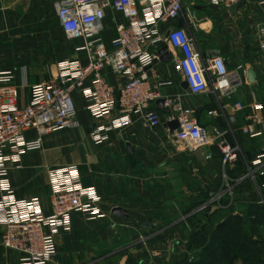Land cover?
<instances>
[{
  "label": "crops",
  "instance_id": "crops-1",
  "mask_svg": "<svg viewBox=\"0 0 264 264\" xmlns=\"http://www.w3.org/2000/svg\"><path fill=\"white\" fill-rule=\"evenodd\" d=\"M56 1L0 0V71H11L18 106L28 103L32 85L56 78L59 62H85L84 53L76 50L81 40L67 41L60 31ZM262 2L246 0L230 14L205 0L210 13H195L196 33L203 35L201 41L197 40L203 59L221 56L227 68L240 66L255 74L253 82L246 79L234 94L220 99L211 94L191 95L182 87L171 60L146 71L150 82L162 84V97H178L211 137L221 134L231 141L221 107L237 130L248 123L247 115L257 114L262 123L256 128L262 134L239 137L247 160L264 149V52L259 50L257 34L264 27ZM204 8L202 2L195 3V12ZM121 21L119 15L106 12V44L115 35V24ZM103 75L109 84L118 83L108 69L103 70ZM72 97L77 126L44 135L39 150L25 152L18 165L7 171L15 197L37 199L45 215L51 213L47 167L75 165L83 186L94 188L100 197L105 218L91 221L75 212L70 231L55 237L57 264H182L187 236L183 225L177 224L180 212L190 203L211 196L212 188L219 185L223 170L218 148L212 146L189 154L174 143L165 123L151 128L139 116L131 125L109 132L106 141L96 144L89 135L94 119L81 96L74 93ZM235 103L243 109H233ZM254 103L262 104V110L254 111ZM157 113L164 122L168 111L157 109ZM24 137L34 140L36 133L29 130ZM206 154L210 158L206 159ZM240 173L234 163L226 176L231 179L240 177ZM113 209L120 213H113ZM143 224L148 227L143 228ZM19 260V253L0 245V264H19Z\"/></svg>",
  "mask_w": 264,
  "mask_h": 264
},
{
  "label": "built area",
  "instance_id": "built-area-1",
  "mask_svg": "<svg viewBox=\"0 0 264 264\" xmlns=\"http://www.w3.org/2000/svg\"><path fill=\"white\" fill-rule=\"evenodd\" d=\"M241 1L246 0H206V4L228 10ZM183 4L184 0H58L54 9L60 31L67 41L81 40L76 50L84 53L85 62H59L56 78L32 85L24 106L16 104L11 71H0V245L19 253V264H57L54 239L70 231L73 213L79 212L91 221L105 218L100 197L94 188L83 186L75 165L45 169L51 187L48 215L37 199H17L7 180V171L18 165L22 154L41 148L44 135L77 126L74 93L81 96L94 119L89 135L96 144L106 141L109 132L131 125L139 116L151 128L176 121L178 128L171 132L174 143L189 154L216 146L223 183L195 212L234 208L235 188L244 181L249 182L258 204L264 208V149L247 160L238 143L241 135H261L262 130L256 126L262 119L257 114L247 115L248 123L237 130L221 107L232 143L221 134L211 137L192 110L185 108L178 97H162V84L152 83L147 77L145 69L157 59L154 46L159 44L171 53L176 74L191 95L211 94L220 99L234 94L247 79V71L240 66L227 68L221 56L203 59L195 37V5ZM107 11L122 18L115 24V35L109 44L103 40ZM171 22L177 24L170 25ZM257 34L259 50L264 52V27ZM105 69L118 79L115 86L106 81ZM158 99H163V108L168 111L164 122L155 106ZM262 108L260 103L253 104L254 111ZM233 109L240 111L243 106L235 103ZM29 130L35 131L34 140L25 139L24 133ZM238 156L245 173L229 179L225 168L233 165ZM139 240L144 238L140 236Z\"/></svg>",
  "mask_w": 264,
  "mask_h": 264
},
{
  "label": "rangeland",
  "instance_id": "rangeland-1",
  "mask_svg": "<svg viewBox=\"0 0 264 264\" xmlns=\"http://www.w3.org/2000/svg\"><path fill=\"white\" fill-rule=\"evenodd\" d=\"M202 2L205 6L203 10L196 11L198 15L210 13L205 0H184V6H189L190 2ZM206 16V15H205ZM195 37L198 41L203 38L202 33H196ZM222 174L219 173V185L212 188L215 192L221 183H223ZM236 205L229 210L218 211L211 216L195 212L196 209L203 203L197 200L190 203L180 212V220L177 224L183 225L186 232L185 250L183 251V262H193L199 259L200 256L206 255V247L213 245L212 238L219 231L220 226L224 223L225 228L232 232H239L241 236L245 235L249 240L254 242V247L257 249V254L252 260L246 259L249 264H264V210L260 207L257 197L248 181L242 182L235 188ZM206 200V197L201 201ZM198 213V214H197ZM252 245V244H251ZM250 245V246H251ZM224 254L214 261V264H222ZM182 255V254H181ZM243 259H236L235 264H242Z\"/></svg>",
  "mask_w": 264,
  "mask_h": 264
},
{
  "label": "trees",
  "instance_id": "trees-1",
  "mask_svg": "<svg viewBox=\"0 0 264 264\" xmlns=\"http://www.w3.org/2000/svg\"><path fill=\"white\" fill-rule=\"evenodd\" d=\"M230 142L232 143V140ZM238 143H239V138H238ZM235 163L241 170L240 174L243 175L245 173V169L241 157L238 156ZM225 174L228 175V167L225 168ZM237 178L238 177H231V179H237ZM208 197L209 196H207L206 199ZM203 201H199V203ZM223 203L226 204V201H223ZM260 207L264 210V208L261 205ZM218 211L220 210H215L212 212L210 210H207L202 212L201 214H206L207 216H211ZM211 243L213 245L206 247L205 256H200L199 259L196 261L184 262L183 264H214V261L217 260L220 257V255L223 253H225L224 254L225 257L223 259L222 264H235L236 259H243L242 264H245L246 259L252 260L253 258H255L254 256L257 254V249L254 247V242L252 240H249L245 235L241 236L239 232L234 233L232 232V230L225 228L224 223L220 226L219 231L212 238ZM247 264H249L248 261Z\"/></svg>",
  "mask_w": 264,
  "mask_h": 264
},
{
  "label": "water",
  "instance_id": "water-1",
  "mask_svg": "<svg viewBox=\"0 0 264 264\" xmlns=\"http://www.w3.org/2000/svg\"><path fill=\"white\" fill-rule=\"evenodd\" d=\"M244 3H245V1H241V2H239V3H237V4L233 5V6H231L228 9V12L230 14H234L237 11V9L240 6H242ZM154 48L157 50V52H156L157 59H155L152 62V64L145 69V71L151 69L154 65H157L159 63H168L171 60V55L167 51V47L166 46L160 47L159 44H156L154 46ZM254 77H255V74L251 70H249L248 73H247V80H248V82H253L254 81ZM182 87L186 89L187 88V85L184 82H182ZM163 103H164L163 99L156 100L155 101L156 108L159 109V110H163L164 109L163 108ZM229 120L232 121V118L229 119ZM164 127H166L170 132H173L174 130H177L178 123L176 121L167 122V123L164 124ZM112 212L113 213H120V210L119 209H113ZM142 227L143 228H146V227H148V225L147 224H143Z\"/></svg>",
  "mask_w": 264,
  "mask_h": 264
}]
</instances>
